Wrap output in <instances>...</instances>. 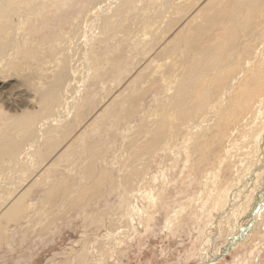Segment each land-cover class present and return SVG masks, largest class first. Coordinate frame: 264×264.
<instances>
[{"label": "rangeland", "instance_id": "374dc122", "mask_svg": "<svg viewBox=\"0 0 264 264\" xmlns=\"http://www.w3.org/2000/svg\"><path fill=\"white\" fill-rule=\"evenodd\" d=\"M119 1L60 0L56 10L44 14L43 21L31 30H26L23 14L15 16L14 25L20 29L14 31L9 54L0 58V126L17 106L40 115L42 93L50 91L57 73L67 63V72L73 76L69 77L84 100L77 106L80 111L76 108L67 120L74 128L65 122L50 124L38 149L46 152L48 141V145L54 141L47 154L33 157L32 169L24 157L20 163L24 176L16 173V168L4 169L14 164L7 156L0 164V180L13 184L7 193L9 200L35 183L28 188L21 207L11 210L2 206L8 199L0 203V264H264V196L260 189L264 174L252 185L246 182L240 206L234 205L233 210L227 207L228 196L245 181L244 170L255 162L248 157L242 171L230 168L231 150L244 146V138L240 133L231 136L232 125L217 130L213 120L192 135L189 145L185 142L187 126L216 100L212 98L215 93L206 92L218 83L215 71L209 72L196 90V97L202 94V108L187 119H169L176 127L169 128L166 145L155 156L141 152L145 160L151 157L150 161L142 163L129 147L133 139L140 143L137 130L144 121L150 125L161 117L159 105L169 102L168 95L177 83L164 73L170 59L163 50L177 39L183 46V37L193 35V28L200 19L203 22L201 11L213 0H134L128 14H114L112 29L103 34L95 25L101 22L96 17L103 9L112 14ZM90 24L98 29L93 30ZM129 26L134 33L128 31ZM176 32L183 33L181 38L172 36ZM167 36L174 37L172 42ZM263 36L264 28L258 41ZM242 65L241 61L234 62L224 74L236 73ZM74 70L77 74L72 73ZM66 127L71 132L64 133ZM170 145L173 150L163 151ZM133 166L137 175H130ZM17 177L21 179L17 181ZM22 178L26 184L20 183ZM52 182H58L57 187L53 188ZM50 186L54 191L57 188L56 197L46 199ZM260 199L252 226L250 212ZM224 210L230 215L223 217L220 212Z\"/></svg>", "mask_w": 264, "mask_h": 264}, {"label": "bare ground", "instance_id": "6f19581e", "mask_svg": "<svg viewBox=\"0 0 264 264\" xmlns=\"http://www.w3.org/2000/svg\"><path fill=\"white\" fill-rule=\"evenodd\" d=\"M59 1L60 0H0V58H2V57L4 58V57H6V55L9 54L8 51L13 46L14 31L17 32L16 30L20 29L19 26H17L16 24L14 25V22L16 19L15 16L18 13L23 14L27 18V20H25L24 18H22V19H24L26 21V25H27L26 30L27 29L31 30V29L35 28V25L37 24V22L41 21L44 14H46L48 11L56 10ZM133 1L134 0H120L118 2L117 6L115 7V10L113 11L112 14H109V13L107 14V12H108V11H106L107 9H103L102 13L99 15L100 18L98 17V15L96 17L98 20L101 19V22H100V24L96 22L97 24L95 23V25L99 26V28L102 30V33L111 30L112 29L111 23H112V18L114 19V17H113L114 14L117 13V11L121 14L124 12H125V14H128L126 12L130 9V7H132ZM209 2H211V1H207V3H209ZM209 4H211V5L208 6L206 9L203 8V10H202V8H199L200 10H202L201 13L204 12V14L202 15L203 16L202 17L203 22L201 21L202 19H200L199 22H201V23H198L193 28L194 32H193V35L191 37H189L187 39V38H184L182 36L183 40L185 39L184 40L185 43L182 42L184 45L182 46L181 42H179L180 39L179 40L177 39L178 42L175 41V42H177L176 44L175 43L171 44L169 42L170 43V45L168 43L169 48H166L163 50V54H165L164 56L169 58L171 61V62L169 61V65L168 64L165 65L167 67H166V70L164 73H165L166 77L171 79V80H172V78H175L177 83L173 88H171L172 92H171V94L168 95L169 102L167 104L159 105L160 107L158 106L159 112L161 113V117L159 116L158 117L159 119L154 123H150L152 121V120H150V122H149L150 125H148L147 122H145L143 120L144 124H142L140 127H138V130H137V132H138L137 140L140 143H138L136 140L133 139V142L131 144L134 145L135 142H137L138 145H135V147L130 145L129 147L132 148L131 152H133V155H136V156H134L136 159H138L141 162L145 161V163H147V161H150L149 159L151 157L147 158L149 156V154L147 155L146 160L143 158L144 153H150L151 155L153 153V155H154L158 150L162 149L166 145V139L169 136V128L170 127H174V128L176 127V124L170 122L169 119H171L172 116H175L177 119H187V118L193 116L198 109L202 108L201 99H203V97H202V94L200 96L198 95L196 97L195 96V95H197L196 90L201 88L203 81H204L205 77L207 76V74L211 71H215L216 72V78L218 79V83L216 86L208 88L206 90V92L208 94L209 93L210 94L215 93L212 98H216V100L215 101L213 100L212 102H210L207 105L206 110L203 112V114L199 115L195 120H193L187 126L188 127V133L185 135V142L188 143V145H189V142L194 137L192 135L194 133H197L198 131L200 132V130L204 126L212 123L213 120H215L216 124L214 127L217 130L219 127H220V129L221 128L224 129V128L232 125L231 130H233V132H232L231 136H233V133H235L236 136L239 135L238 133H240V135L244 138V140L246 142V144L244 146H242V147L237 146V148H235L233 150H231L232 147L230 148V150L232 151L230 153L231 156H229L230 168L234 169L236 167L239 172L242 171L244 169L243 163L247 162L246 159H248V157H249L250 162H253L254 160H255V162H253L254 164L252 163L253 166L250 165V167H248V169L244 170L246 172L245 181L244 182L242 181V184H240V185L238 184L239 187L237 189H235L233 192H231V194L228 196V206L227 207L230 208V210H233V209H235L233 207L234 205L240 206L239 205L240 196H241L240 193L242 192L243 188L244 187L246 188L248 184H250V185L254 184L255 180H257V177L259 175H262V173L264 174V36L262 37V40L258 41L259 34H260L261 30L264 28V17H259V18L257 17V16H261V15H258L260 13L262 15H264V0H213V2L209 3ZM132 11H133V9H132ZM198 15L201 17L200 14H198ZM198 15H195V16H198ZM199 16H198V18H199ZM183 18H184V16H183ZM192 20H193V18H192ZM42 21H43V19H42ZM95 21L96 20L94 19V22ZM173 22H174V20H173ZM175 23H176V25L178 24L177 22H175ZM194 24H195V22H194ZM95 25H94V27H93V25H91V27H93V30H94V28L97 27V26L95 27ZM81 26H83V25H81ZM112 26H113V24H112ZM130 27L131 26H129L128 31H130V29L132 28V27L131 28ZM171 27L172 26H170V29H171ZM179 27H180V25H179ZM182 27H184V26H182ZM85 28H86V26H85ZM90 29H92V28H90ZM97 29H98V27H97ZM126 29H127V26H126ZM173 29H175V28H173ZM123 30H124V28H123ZM181 30H179V31L181 32ZM183 30L185 31V29H183ZM183 30H182V32H184ZM83 32H82V34L84 35L85 33H83ZM86 32H87V30H86ZM95 32H97V30H95ZM130 32L134 33V31L133 32L130 31ZM125 33H126V31H125ZM131 33H130V35H131ZM98 34L96 33V35H98ZM182 34L179 33V35H178V33L176 32L172 36H174V37L176 36L177 38L178 37L181 38ZM172 36H171V38H172ZM76 37H79V35ZM80 37H81V34H80ZM168 38H170V37H168ZM171 38H170V41L172 42L173 38L172 39ZM84 39H87V37L86 38L84 37ZM112 39H114V38H112ZM91 40L92 39H90V41ZM166 42H168V41H166ZM82 43H83V41H82ZM71 44H70V46L73 45V44L72 45ZM91 44L93 45V43H91ZM78 45H79V43H78ZM83 45H82V47H83ZM68 47H67V49H68ZM74 47H76V46H74ZM63 48H64V46H63ZM78 48L79 47H77V49ZM71 49H73V48H71ZM181 53H182V55H181ZM86 54H87V52H86ZM69 55H70V52H69ZM154 56H156V55H154ZM68 57L70 58L71 56H68ZM160 57L161 56H159V60H160ZM62 58H63V56L61 57V59ZM72 58H74V57L72 56ZM88 58H89V56H88ZM57 60H58V58H57ZM152 60H153V58H152ZM156 60H158V58H156ZM69 61H73V60L71 59ZM237 61L243 62V65L241 66V68L236 73L225 75L224 72L226 71V69L229 68L234 62H237ZM147 62L149 63V61H147ZM67 66H69L68 63H67ZM159 66H162V63L159 64ZM66 67L62 68L57 73L56 79L54 77L55 82L52 83L53 85L50 88V91H46V92L42 93V95L40 97L42 112L40 113V115L38 113L35 115V112H37V111L34 112V110H33V112H32V110L29 111L30 109L27 110V112H26L25 109L22 110L19 108V106L14 108L13 112L6 115L5 123L2 126H0V164H2V162L4 161V158L7 156L9 158V161H10L9 163L12 162L15 165L13 164V167L12 166L4 167V169L9 168L12 170V168L13 169L16 168L15 172L22 174L24 176L25 172L22 170V165L20 163H21V161L24 160V157H27V159L25 161L28 163V169L29 168L32 169L34 167L35 163L33 162V159H34L33 157L37 153L40 154L41 152H43V151H41V147H40V149H38V147H39V143L41 142L42 138L44 137L43 135H45L47 129L52 126L50 124H56V123L61 124V123L65 122L66 125H68L67 120L73 117L75 109L77 108V106L79 104H81V100H84L82 98V92H80V90H76L78 88H75V86H74L75 83L73 84V81H72L73 79H71L69 77V76H72V75H69V73L67 72V70L70 68L67 69ZM56 71H58V69ZM72 73L77 74L76 70H74ZM80 74L82 75V72ZM39 76H41V75H39ZM52 79H53V76H52ZM77 80H80V79L78 78ZM115 80H116V78H115ZM79 82L80 81H78V83H77L78 85H79ZM84 82H85V79L82 80L81 85H83ZM61 86H63L62 92H60ZM85 87L87 88V86H85ZM74 88H75V90L73 91ZM60 93H62V94H60ZM58 98H59V100H58ZM57 100H58L57 105H54L53 107H51L52 104L54 102H56ZM22 105H24V104H22ZM195 109H197V110H195ZM81 110H83V109H81ZM28 111L30 113H28ZM86 111L88 113L89 110H86ZM218 111H220V113H221V115L219 117H218ZM23 112L28 113V114H25ZM86 114H85V116H86ZM97 114L99 116V113H97ZM241 119L244 121H242ZM100 121H101V119H100ZM72 122L74 124L75 120H73ZM97 122H99V121H97ZM76 123L77 122H75V125H76ZM100 123H102V122H100ZM68 126L70 127L73 125L69 124ZM72 128H74V126L71 127V129ZM69 130L70 129L66 127L65 130H63V131H64V133L65 132L69 133V132H71V130L70 131ZM60 133H63V132H60ZM147 134H149V136H148L149 138L145 140L144 137L146 138ZM66 135H68V134H66ZM208 135H211V138H212L211 133ZM220 137H223V135H221ZM227 137L228 136H226V138ZM206 138H208V137H206ZM78 139H79V137H78ZM234 139H235V137H234ZM58 140H59V138H58ZM27 141H28V143H26ZM53 141L51 140V142H53ZM224 141L226 142V139ZM46 142H47V140H46ZM51 142H50V144H51ZM73 142H71V143H73ZM211 142L214 143V140ZM48 143H49V141H48ZM48 143H47V146L45 145L46 149H44V150H46V152H43L44 154L45 153L47 154L48 148L50 146V144L48 145ZM242 144H244V143H242ZM25 145L28 147H24ZM228 145H231V144H228ZM197 146H199V143L197 144ZM73 147H74V145H73ZM205 147H206V145H205ZM134 148H136V150ZM173 148H174V146L170 145L167 148H165L163 151H165L167 149H170V151H171V150H173ZM73 149H76V148H73ZM220 150H221V148H220ZM230 150H228V151H230ZM153 151H155V152H153ZM204 151H207V150H204ZM141 152H144V153L141 154ZM208 153H210V150ZM218 155H219V153H218ZM44 156H45L44 157V159H45L46 155H44ZM217 157H219V156H217ZM221 157H223V156H221ZM220 158H218V159H220ZM138 163H140V162H138ZM27 171H26V173H27ZM137 172L138 171H137L136 166H133L131 169L130 175H132V174L137 175ZM5 174L6 173H4V175ZM15 176H17V175H15ZM18 178L19 177L16 178L17 181H19V179H21V177L19 179ZM16 179H15V182L17 183ZM23 179L24 178H22V180ZM25 180L26 179L23 180L24 181L23 183H22V181L20 183L26 184L27 181L25 182ZM5 181H7V180H5ZM5 181L0 180V192H1V197L3 198L0 201L1 205L9 198V197H7V193H9L8 191L11 189V187L13 185V184H11L12 181H11V183H9L8 181L7 182H5ZM31 182H32V180H31ZM246 182H248V184ZM33 183H34V181L27 186V189L25 187L26 190L24 192H22L20 195H19V191H16V192H18L19 196L12 197V199H10V200L8 199L9 201L6 204L4 203L5 205L3 204L2 206H7L11 210L21 207L24 204L26 196L28 195V192H29L28 188L30 186H32ZM51 184L54 185L53 188H55V187H57L58 182H55V184H53V182H52ZM14 185H15V183H14ZM56 189H55V191L53 189V191L50 190L49 192H48V190H49L48 189L47 193L45 194L44 197L46 199H49L50 197L54 196L53 194L55 192H57ZM260 189L263 190L262 196H264V184ZM11 192H13V191H11ZM11 192H10V194H11ZM16 192H14V193H16ZM222 192H224V191H222ZM259 192H261V191L259 190ZM259 192H258V194H259ZM83 193L84 192H82V194ZM54 197H56V195ZM249 197H251V196H249ZM263 198L264 197H262L261 199H263ZM261 199L258 201L256 200L257 202L254 204V208L250 212L249 222H251L252 226L255 225V219L254 218L256 216V213L259 211V208L261 205ZM48 204H49V202H48ZM220 213L222 215H224L223 217L230 215L225 210L221 211ZM245 230H247L246 227H245ZM203 264H207V262L204 261Z\"/></svg>", "mask_w": 264, "mask_h": 264}]
</instances>
